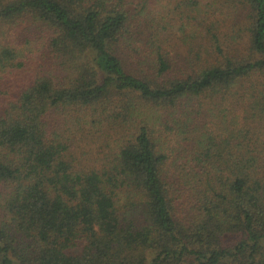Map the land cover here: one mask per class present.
I'll list each match as a JSON object with an SVG mask.
<instances>
[{
    "label": "trees",
    "instance_id": "1",
    "mask_svg": "<svg viewBox=\"0 0 264 264\" xmlns=\"http://www.w3.org/2000/svg\"><path fill=\"white\" fill-rule=\"evenodd\" d=\"M0 264H264V0H0Z\"/></svg>",
    "mask_w": 264,
    "mask_h": 264
},
{
    "label": "rangeland",
    "instance_id": "2",
    "mask_svg": "<svg viewBox=\"0 0 264 264\" xmlns=\"http://www.w3.org/2000/svg\"><path fill=\"white\" fill-rule=\"evenodd\" d=\"M178 49V51H181V50H184V47L183 46H177V48H176V50ZM234 114V113H233ZM80 249H81V243L77 246V247H74V248H72L70 251L71 252H74V253H77V252H79L80 251Z\"/></svg>",
    "mask_w": 264,
    "mask_h": 264
}]
</instances>
